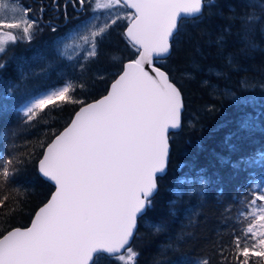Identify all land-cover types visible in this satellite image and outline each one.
Returning <instances> with one entry per match:
<instances>
[{"label":"snow or ice","instance_id":"obj_1","mask_svg":"<svg viewBox=\"0 0 264 264\" xmlns=\"http://www.w3.org/2000/svg\"><path fill=\"white\" fill-rule=\"evenodd\" d=\"M59 10L58 0H51ZM81 9L90 4V15L72 31L71 43L65 44L62 56L69 60L84 53L78 67L98 56L99 42L119 21H128L125 37L135 49V59L123 65L107 94L85 103L73 93L85 85L65 80L32 98L23 108L25 123L37 119L49 106L79 104L78 111L62 131H52L53 139L43 148L38 162L39 173L54 183L55 191L35 212L31 224L24 228L0 231V264H97L107 256L122 264H136L139 255L131 246L138 219L152 207L158 190V177L166 172L170 155V131L182 128L184 102L182 92L168 72L155 64L170 53L185 20L199 21L205 8L214 0H66ZM259 0H248L247 9L235 19L241 22V36L249 48L255 25L264 16ZM34 10L19 0H0V54L10 45L31 42L42 31L41 20L31 17ZM44 7L39 8L43 14ZM103 11V22H99ZM52 31H56L53 27ZM264 32V28L261 29ZM69 49L71 54H69ZM5 67L0 63V68ZM104 77L101 76L100 79ZM237 105L247 104L228 93ZM254 117L245 114L240 128L252 127ZM6 140L15 137L10 129H0ZM27 143V142H26ZM12 154L0 152V208L6 215L18 210L27 189L15 183L32 153H20L12 145ZM264 157V150L232 164L239 168ZM201 195L207 187L203 176L197 178ZM192 190V181L177 180L174 194L181 198ZM250 197L244 198V211L238 216L239 227L212 245L218 264H264V186L250 184ZM6 202L14 206L8 208ZM175 203V201H172ZM161 232L162 225H154ZM195 264H211L204 255Z\"/></svg>","mask_w":264,"mask_h":264},{"label":"trees","instance_id":"obj_2","mask_svg":"<svg viewBox=\"0 0 264 264\" xmlns=\"http://www.w3.org/2000/svg\"><path fill=\"white\" fill-rule=\"evenodd\" d=\"M37 3L40 5L39 0ZM47 3L53 6L51 0ZM58 3L61 17L63 0ZM247 4L248 0H214L199 21L182 23L170 55L157 63L182 92L183 123L180 130L170 133L167 172L158 178L152 207L138 220L131 244L139 253L136 264H195L204 255L211 257V264H218L212 245L219 236L228 242L231 230L239 227L237 218L245 210L244 198H251L249 185H264V157L247 166L232 167L258 149L264 150V19L251 35L257 47L249 48L237 34L241 22L235 19ZM39 5L35 7L40 14ZM248 10L264 16V9L259 7ZM51 19H46L50 22L43 23L44 30L30 43L10 45L0 55L5 65L0 68V129L15 132V137L7 140L0 136V152L10 156L14 144L16 151L32 153L15 181L27 189L26 196L18 198L19 208L11 215L0 208V231L28 226L37 209L50 198L54 186L38 171L43 148L36 145L40 141L49 143L52 131L66 127L80 105L49 106L29 123H25L18 107L65 80L85 85L73 93L76 98L85 103L95 100L108 91L123 65L136 58L135 49L124 35L128 21H119L99 42L98 56L85 61L81 72L76 59L58 54L56 37L63 29L58 20ZM228 93L249 102L237 105ZM245 114L254 117L253 126L241 129ZM200 176L207 182L202 195L196 191ZM179 179L192 181V190L185 185L187 194L181 198L174 194ZM6 205L14 206L11 202ZM157 224L163 229L159 233L153 228ZM97 264L122 262L101 256Z\"/></svg>","mask_w":264,"mask_h":264},{"label":"rangeland","instance_id":"obj_3","mask_svg":"<svg viewBox=\"0 0 264 264\" xmlns=\"http://www.w3.org/2000/svg\"><path fill=\"white\" fill-rule=\"evenodd\" d=\"M19 3L23 6V7H25V8H27V6L25 5V3L23 2V0H19ZM30 8H32L34 11L32 12V13H30L29 15L31 16V17H37V18H39V13H38V11L35 9V7H30ZM90 8H91V5L90 4H87L86 5V10H87V12L85 13V14H81V15H79L77 18H75L73 21H72V23H70V24H67L65 27L63 26V27H61L60 29H63V31H62V33L59 35V36H57L56 38V49H57V52H58V54H60L61 55V53H63L64 51H65V44H68V43H71V37H72V35L74 34L73 33V29L76 27V26H78V25H80V23L82 22V21H86V18L91 14L90 13ZM100 17H101V19H100V21L99 22H103L104 21V19H106V17L104 16V14H103V11H101V13H100ZM41 20V19H40ZM50 28L52 27V26H49ZM41 28L44 30V24H43V22L41 21ZM42 30V31H43ZM51 30V29H50ZM42 31H37L36 32V34H38L39 32L41 33ZM35 34V35H36ZM69 54H71V50L69 49ZM1 55V54H0ZM83 55H84V53L81 51L80 53H79V56L76 58V60H77V62H79L80 63V61H81V58L83 57ZM62 56V55H61ZM63 58H65V59H68L67 58V56H62ZM41 59V58H40ZM42 59H44L43 57H42ZM37 60H39V58H37ZM34 62H36V60H34ZM0 63H2V62H0ZM33 68H34V66H33ZM61 84H58V85H55V86H53V87H57V86H60ZM53 87H50V88H53ZM50 88H47V89H44V90H42V91H40V92H38L37 94H35V95H33L32 97H30V98H28V99H26L18 108H23L24 107V105L25 104H27L32 98H34L35 96H37V95H41V94H43L46 90H48V89H50ZM264 186V185H263Z\"/></svg>","mask_w":264,"mask_h":264},{"label":"flooded vegetation","instance_id":"obj_4","mask_svg":"<svg viewBox=\"0 0 264 264\" xmlns=\"http://www.w3.org/2000/svg\"><path fill=\"white\" fill-rule=\"evenodd\" d=\"M38 0H23V2L25 3V5L28 7H35L36 5H39L37 3ZM40 1V7L43 6L45 11L43 14H39V18L41 19V21L43 23H48L46 22V19L48 18H53L51 20H58L60 22V26L63 27L67 24H70L72 23V21L77 18L79 15L81 14H85L87 12L86 10V5L83 9H81L78 6L76 7H73V5L71 3H68L67 4V18H65V15H64V5H65V2L66 0H63V5H62V11H63V16H59L58 13L60 12L59 10L55 9L54 6H52L51 8L49 7V4L47 3L48 0H39ZM34 2V3H33ZM59 2V0H58ZM36 9V7H35ZM59 25V24H58Z\"/></svg>","mask_w":264,"mask_h":264},{"label":"water","instance_id":"obj_5","mask_svg":"<svg viewBox=\"0 0 264 264\" xmlns=\"http://www.w3.org/2000/svg\"><path fill=\"white\" fill-rule=\"evenodd\" d=\"M126 25H127V24H126ZM125 31H126V26H125V28H124V33H125ZM130 42H131V41H130ZM170 53H171V51H170ZM170 53L167 54L165 58H167V57L170 55ZM128 61H129V60H128ZM128 61H127V62H128ZM127 62H126V63H127ZM155 66H156V67H160L157 63L155 64ZM162 69H163V68H162ZM163 70H164V69H163ZM164 71H165V70H164ZM116 78H117V77H116ZM116 78H115V79H116ZM115 79H114V80H115ZM114 80H113V81H114ZM113 81H112V82H113ZM112 82H111V83H112ZM172 82H173V81H172ZM173 83H174V82H173ZM110 85H111V84H110ZM177 87H178V86H177ZM109 88H110V86H109ZM106 94H107V92H106L105 94H103L102 96H104V95H106ZM102 96H100L99 98H97V99H95V100L100 99ZM182 96H183V95H182ZM95 100L89 101V102H87V103L93 102V101H95ZM183 102H184V101H183ZM183 110H184V109H183ZM77 111H78V110H77ZM182 114H183V112H182ZM62 130H63V129H62ZM62 130H61V131H62ZM172 132H176V131H170V133H172ZM170 133H169V135H170ZM169 143H170V142H169ZM170 150H171V146H170ZM167 167H168V166H167ZM166 172H167V169H166ZM166 172H165V173H166ZM165 173H164V174H165ZM164 174L160 175L159 177L163 176ZM40 175H41V174H40ZM41 176H42V175H41ZM42 177H43V176H42ZM159 177H158V178H159ZM43 178H44V177H43ZM44 179L47 180V181H49V180L46 179V178H44ZM49 182L54 186V183H53V182H51V181H49ZM54 191H55V186H54V190H53V192H54ZM46 202H47V201H46ZM46 202H45V203H46ZM42 206H43V205H42ZM40 207H41V206H40ZM37 210H38V209H37ZM138 220H139V219H138ZM31 221H32V220H31ZM30 224H31V222H30ZM30 224H29L28 226H30ZM138 225H139V221H138V224H137V228H138ZM28 226H26V227H28ZM15 228H16V227H15ZM19 228H24V227H19ZM136 231H137V230H136ZM135 234H136V233H135ZM133 238H134V237H133ZM132 241H133V239H132ZM132 241H131V244H132Z\"/></svg>","mask_w":264,"mask_h":264}]
</instances>
